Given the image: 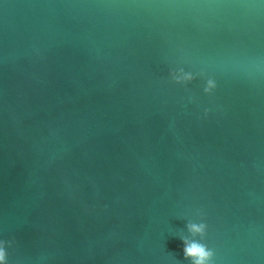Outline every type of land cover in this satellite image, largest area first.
<instances>
[{
	"label": "water",
	"instance_id": "water-1",
	"mask_svg": "<svg viewBox=\"0 0 264 264\" xmlns=\"http://www.w3.org/2000/svg\"><path fill=\"white\" fill-rule=\"evenodd\" d=\"M183 241L264 264V0H0V264Z\"/></svg>",
	"mask_w": 264,
	"mask_h": 264
},
{
	"label": "clouds",
	"instance_id": "clouds-1",
	"mask_svg": "<svg viewBox=\"0 0 264 264\" xmlns=\"http://www.w3.org/2000/svg\"><path fill=\"white\" fill-rule=\"evenodd\" d=\"M210 87H215V85H212L211 82ZM208 88L204 89V91L207 93ZM189 230L193 232L194 234H200L204 235L206 225L201 224L199 226L196 225H189ZM184 248L183 253L185 258H193L194 264H207V261L211 259L213 252L206 248L205 245L199 244V243H192L188 244L187 241H183ZM3 259V253L0 252V260Z\"/></svg>",
	"mask_w": 264,
	"mask_h": 264
}]
</instances>
